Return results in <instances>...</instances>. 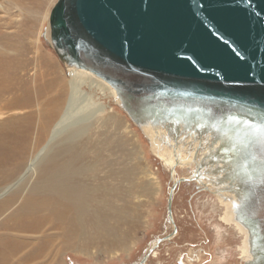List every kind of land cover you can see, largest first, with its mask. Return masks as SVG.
<instances>
[{"label":"water","instance_id":"1","mask_svg":"<svg viewBox=\"0 0 264 264\" xmlns=\"http://www.w3.org/2000/svg\"><path fill=\"white\" fill-rule=\"evenodd\" d=\"M48 32L59 61L109 86L151 147L152 118L168 124L176 142L183 122L199 140L196 153L202 138L220 132L202 163L209 157L222 170L249 173L251 183L242 189L254 197L238 213L257 229L249 246L259 252L245 264H264V173L256 176L254 168L259 163L264 170V0H56ZM179 164L165 165L173 175ZM197 177L170 188L174 231V188ZM170 237L158 239L141 264Z\"/></svg>","mask_w":264,"mask_h":264},{"label":"rangeland","instance_id":"2","mask_svg":"<svg viewBox=\"0 0 264 264\" xmlns=\"http://www.w3.org/2000/svg\"><path fill=\"white\" fill-rule=\"evenodd\" d=\"M55 2L46 0L45 8L36 11L31 1L0 0V191L23 173L29 160L46 144L68 94L69 69L59 61L48 42V16ZM103 102L111 108L107 115L112 121L106 125L103 118L92 122L86 134V152L76 158L73 165L93 166L84 176L87 184L100 183L104 187L111 182L115 187L114 217L102 222L97 234L87 231V238L82 239L77 248L55 245L52 252H37L41 257L38 254L32 257L33 251L32 254L4 256L0 252V264H4V259L8 264H141L154 243L170 235L143 264H245L239 250L244 237L232 225L223 222L225 210L219 196L205 189L209 183L206 177L214 173L212 166L215 165L209 157L202 163L206 149L193 151L198 166L192 152L180 154L182 163L175 167L172 175L126 114L111 99ZM105 137H110L114 168L108 169L101 165L103 162L99 164L100 161L94 160L98 149L103 156L109 155V149L99 143ZM213 140L206 138V147L207 144L213 146L216 141ZM75 145L56 144L31 174L0 198V248L11 251L22 241L25 232L32 234L25 231V227L36 224V220L14 219L24 212V200L32 199L35 184L44 174L62 167L67 159L74 157L71 150ZM196 145L198 147V142ZM123 167L130 173L127 183L122 180ZM112 169L115 174L112 171L114 176L110 177ZM195 173L202 183L192 180L174 188L171 203L174 231L168 218L170 188L176 180L191 178ZM204 184L207 185L204 187ZM125 185L127 188L123 189ZM34 215L40 217L39 213ZM39 217L37 220H41Z\"/></svg>","mask_w":264,"mask_h":264},{"label":"bare ground","instance_id":"3","mask_svg":"<svg viewBox=\"0 0 264 264\" xmlns=\"http://www.w3.org/2000/svg\"><path fill=\"white\" fill-rule=\"evenodd\" d=\"M26 1H31V4L36 11L44 9L46 5V0ZM48 10L49 9H47L44 13V19L47 18ZM67 69H69L68 74L70 75V80L68 81V94L58 119L51 127L46 144L29 160L23 173L12 184L0 191V198L9 193L12 188H14L18 182L23 179V177L31 174L37 164L46 159L49 155V148L53 146L52 144L55 142L58 144V140L64 143V139L68 140L66 138H72L76 134H80L86 139L82 140V142L76 141V145L73 147L74 149L72 148L73 150H71V153L74 154L75 159L74 157H70L66 160L62 167L52 168L47 171L42 177V180L39 181L38 184H35L34 190L32 191V194L34 195L32 196H36V199L31 197L32 199L29 198L26 199V201L24 200V212L21 216L17 215L14 219L15 221H19L20 218L21 220L22 218L36 220V224H28L30 226L25 227V231L32 232L34 235L25 232V235L23 234L22 236V241H19L16 247H14L11 251L9 248V250H7V248H0L1 255L3 256L4 254L14 255L17 253L26 255L33 251L32 253H34V255L32 257H36L38 254L37 252H45L44 254L52 252L55 245H59V247L62 246L63 248H77L79 247L80 241L87 238V231L97 234L101 229L102 222L105 223L114 217L113 208L115 194H113V192L115 187L110 184L111 182L109 184H104V187H101L100 183H96L95 185L87 184L84 181V176L93 166L84 165L85 167L83 168L73 164L76 158L79 159L81 155L86 152V134L91 128L92 122L95 119L99 120L103 118V125H106L112 121V117L107 115L111 108L103 102V100L111 99L118 105L120 104V100L119 98L117 99L116 93H114L113 90L103 81L81 70H75L69 67H67ZM57 99L59 98L57 97ZM57 99L56 101L59 102ZM150 122L155 124V127H153L152 130L153 135L151 138L153 152L165 164L174 165L177 160L181 164L182 158L180 154L183 152L186 154L192 152V155L193 151L195 152L197 147L196 142L199 140L195 139V135L192 137L190 132L193 130L188 132L187 130L189 127L185 129L186 125L182 124L183 122L180 121L181 123H177L176 126H179L180 129L182 128L180 132L183 130V132L179 134V130L176 128L178 135L180 136L179 139L177 138V142L175 140L177 135H172V131L169 129L168 124L162 123V121H156L154 118H152ZM149 126L152 127V124L149 123ZM195 132L196 131L194 130V134ZM215 133L216 135L220 134L218 131H215ZM208 138L218 140L214 134H211ZM109 139L110 137H105L101 140V142H99L102 146H106V150L109 149L107 151L109 155L103 156L101 149H98L97 158L94 159L100 161L97 162L99 164L103 162L101 165H104L108 169L115 167V161L112 159V153L110 151L111 146ZM180 141H183L182 145H180L181 148L179 146ZM205 141L206 138L201 139V144L204 146L202 147L203 151L206 148V144L204 143ZM74 152H76V154ZM188 158L189 157L186 155V159ZM195 161L196 162L194 163L198 166V159L196 157ZM214 163L215 162H213V164ZM220 168L221 167L215 163V165L212 166V171L214 173L210 176V178L206 177V181L209 182L208 186L218 191L217 196H219L220 204L225 210L224 217L222 219L223 222L232 225L235 230L244 237L242 246L239 247V250L242 252L243 259H247L249 258V253H253L255 256L257 255V252H259L257 249L255 250L253 244L249 246V241L255 236L257 229L254 226H251L247 220H242V215L238 213V211L241 210V206H243V204L245 206V204L250 201L247 200L246 202L245 199L248 197H254L253 192L251 195L249 192L243 191L242 189V184L246 183L247 185H250L251 181L248 177L250 175L247 172L248 170H246L247 173L243 172L242 175H239L234 167L225 168L223 170ZM254 168L257 172H255L256 176L264 173V170L259 163H256ZM112 171L114 172V169L110 170V177H113L115 174V172L113 174ZM121 174L123 182L127 183L130 174L129 171L123 167ZM199 174H197V176H199ZM87 177L90 178L89 176ZM92 178L96 179L94 176ZM196 180L197 182H201L198 178ZM206 185L204 184V187ZM234 186L237 187V190H235ZM250 187L251 186H248V189ZM126 188L127 185H125L123 189ZM14 195H16V193ZM39 195L41 197H39ZM11 202L13 203V201ZM2 208L4 207L1 206V209ZM35 213L40 214V217H38L41 218V220H37L38 217L34 215ZM34 216L36 219H33ZM28 223L30 222L28 221ZM40 254H38V256H40ZM24 259H27V257ZM29 259H31V257ZM8 263L9 262L4 259V264Z\"/></svg>","mask_w":264,"mask_h":264}]
</instances>
